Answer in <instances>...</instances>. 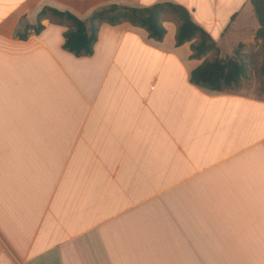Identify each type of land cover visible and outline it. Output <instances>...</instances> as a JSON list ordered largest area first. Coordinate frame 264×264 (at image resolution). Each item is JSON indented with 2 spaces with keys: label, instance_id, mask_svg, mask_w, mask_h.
<instances>
[{
  "label": "crops",
  "instance_id": "crops-1",
  "mask_svg": "<svg viewBox=\"0 0 264 264\" xmlns=\"http://www.w3.org/2000/svg\"><path fill=\"white\" fill-rule=\"evenodd\" d=\"M173 2L216 41L193 56L166 12L99 27L91 55L64 47L105 5ZM22 22L27 39L16 34ZM252 0H0V264H264V95L192 82L204 61L262 66Z\"/></svg>",
  "mask_w": 264,
  "mask_h": 264
},
{
  "label": "trees",
  "instance_id": "trees-1",
  "mask_svg": "<svg viewBox=\"0 0 264 264\" xmlns=\"http://www.w3.org/2000/svg\"><path fill=\"white\" fill-rule=\"evenodd\" d=\"M252 3L260 23L257 36L264 42V0H252ZM48 11L72 22V27L65 32L64 47L79 56L94 53L99 27L103 23L117 25L130 22L144 27L152 38L162 40L167 32L162 23V15L166 12L176 14L181 21L177 33L178 45L197 39L193 44V56L195 57H202L212 50L218 51L216 41L202 26L194 21L190 11L183 5L173 2H159L150 7H136L118 3L108 4L96 9L87 20L71 11L52 7L45 8L41 15ZM44 27L41 22L37 25L22 22V28H19L16 34L22 39H27L30 29L39 33ZM261 71L264 75V58ZM246 74L247 65L244 62L233 58H215L204 61L193 71L191 79L195 84L214 90H223L226 87L240 84Z\"/></svg>",
  "mask_w": 264,
  "mask_h": 264
},
{
  "label": "rangeland",
  "instance_id": "rangeland-1",
  "mask_svg": "<svg viewBox=\"0 0 264 264\" xmlns=\"http://www.w3.org/2000/svg\"><path fill=\"white\" fill-rule=\"evenodd\" d=\"M257 54H264V42L258 48H254ZM255 62L254 65H251L246 76L245 81L248 84V88L255 93L264 95V75L261 71V66L257 60H251Z\"/></svg>",
  "mask_w": 264,
  "mask_h": 264
}]
</instances>
